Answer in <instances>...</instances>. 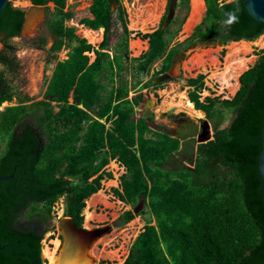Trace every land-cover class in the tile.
<instances>
[{"label":"trees","instance_id":"16d2710c","mask_svg":"<svg viewBox=\"0 0 264 264\" xmlns=\"http://www.w3.org/2000/svg\"><path fill=\"white\" fill-rule=\"evenodd\" d=\"M12 1L0 16V38L5 43L0 52V177L14 176L0 189V264H42L41 242L43 234L54 229L50 224L56 202L64 198L66 215L82 227L86 200L103 190L106 178H113L106 170L112 161L127 170L113 195L133 209L144 200L140 215L150 216L124 264H264V181L258 169L263 150L264 50L238 78L232 100L219 103L234 113L228 127L215 126L214 139L198 147L194 168L167 170L164 166L180 152V141L150 129L144 119H134L144 96L128 101L126 82L119 87L132 34L121 1L112 12L108 0H93L89 11L94 18L80 21L90 30L105 29L104 40L95 49L76 34V28L65 25L73 18L72 12L64 11L66 0H27L33 6H54L47 22L54 40L48 64L65 42L75 44L67 60L56 62L43 101L30 105L28 98L15 94L6 74L18 70L11 40L21 36L25 15ZM178 1L176 17L166 29L168 8L157 30L136 35L148 42V50L135 59L140 72H148L162 58L160 74L168 72L173 58L185 49L179 45L170 50L191 12V0ZM204 1L205 17L186 40L187 46L207 39L225 44L264 35V24L250 17L243 0ZM115 19L123 32L111 59L105 51ZM46 43L39 38L34 47L43 49ZM92 52L97 58L89 64L87 53ZM204 79L199 75L188 80L194 89L189 99L196 111L212 120L219 114L218 100L201 102ZM159 86L149 80L143 89ZM14 101L17 106L1 110ZM135 218L132 210L127 211L118 224Z\"/></svg>","mask_w":264,"mask_h":264},{"label":"rangeland","instance_id":"374dc122","mask_svg":"<svg viewBox=\"0 0 264 264\" xmlns=\"http://www.w3.org/2000/svg\"><path fill=\"white\" fill-rule=\"evenodd\" d=\"M120 1L122 3V6H124L127 11L129 22L132 18H137V16L141 14L140 12L143 11L145 5L144 0ZM168 1L169 0H166V3H168ZM220 1L228 2L230 0ZM12 4L15 8L26 9L27 7L26 4H23V0H14L12 1ZM90 4L91 0H66L67 8L65 9L66 11H64L73 13V18L66 21V26L76 28V33L80 38L85 39L87 43H90L92 46L97 47L103 40L104 29L99 32L90 31L85 26L80 24V21L83 18L90 17ZM191 6V14L187 23L190 21L192 15L195 12V0H191ZM51 8L52 6L50 5V9ZM184 16L185 13L179 14L180 19H182ZM186 25L184 26V29ZM89 31L95 33L93 35H90ZM130 31H132L133 33L138 31L143 32L137 29H130ZM193 32L190 34H186L185 30L182 29V32L179 33V35L170 45V50L178 47L179 45H183V47L185 46V48L188 47L186 40L193 34ZM121 35V23L116 21L110 35V48L108 52L111 55L114 54V49ZM134 36L135 34L132 35V38ZM39 38L46 39L47 43L43 49H37L34 47ZM255 42H249V44H251V52H249V54L245 56V59H247L248 62L244 67V69H247H243L241 74H243L257 62L259 58L258 53L264 50V47H257L255 45ZM11 44L16 48L15 56L18 62V70L15 74H6L8 80L11 82V86L13 87L15 94L19 98H28L30 102H28L26 105L43 101V96L46 91V85L54 68L55 62L65 60L68 53L71 52L75 44H68L65 42L64 47L56 53L55 59L51 61V64H48V60L52 58V54L49 51L53 47L54 41L46 27V23L40 25L37 30L31 29L29 31H26L24 34H21L20 37L13 38L11 40ZM230 44L231 43H225L223 46H210L207 48H198L196 50L189 51L186 59L182 63V67L178 69V77L172 78L167 82L162 83V85L157 88H149L148 90L144 91V102L150 101L153 104L150 110H152L154 114V121L156 125L169 124V121L160 120V117L163 114H169L170 110L172 109L179 108V110H177V112L175 113L176 115L181 114L184 111L186 112V103L190 101L188 92L194 91V89L188 87V80L197 78L199 75H204L205 89L202 91L200 96L201 102H205V100L208 98L211 100H218L215 111L219 112V114L217 115V118L210 120V123L212 124V126H214V124L219 121V129L228 127L231 120L234 118V113L230 110L223 109L219 105V103L232 100L239 89L238 78L241 75L240 74L237 78V91H235V93H233L234 89L232 91V86L235 87L234 80L230 81L229 83L231 88L225 89L226 87L223 88L221 86L222 80L219 76V73L221 72V69L223 67L222 65L224 64V59L226 58L228 53L227 47ZM4 47L5 43L0 38V52L4 49ZM204 53L209 54V56H206L204 58V60L207 61L205 67H202L198 72H194L195 70L192 60L196 55ZM221 53H223L222 57L220 55ZM90 56L91 59H94L92 58V54H90ZM211 57L218 61V65L216 67L210 65L209 58ZM162 61L163 60L160 59L153 64L151 68L152 70L150 72L153 76L156 73H160ZM1 68L4 69V67ZM217 76H219V78ZM137 79V77L133 78L132 83H134V81ZM136 93L137 91H133L131 92L130 96L136 95ZM181 98L183 99V102H180ZM15 106H17L16 101H14L12 104H4L1 110H5L8 107ZM140 115L141 113H139L138 117H140ZM187 115L192 119H204L203 116H190L188 113ZM157 129L163 131L162 127H158ZM182 145L183 150L173 155L166 166H164V169L177 170L183 167H195L197 159V151L195 150L196 147L198 148V145L194 140L187 141ZM106 170L107 172L113 173L114 180L110 182H104L102 184L103 190L96 196H92L86 200L85 208L82 211V227L86 229L106 228L107 231L106 236H104L98 243H95L93 248L91 249V255L93 256V259L95 261L94 264H124L130 254V249L133 243L135 242L137 237L144 231L145 222L150 218V216L148 212L140 215L141 212L145 210V203H143V201H140V205L138 206L139 212L138 214H135L136 218L126 225L120 226L118 224V220L125 212L130 210L134 211V209L131 205L122 203L117 197H114L112 193V190L118 189L120 187L119 181L120 177L123 175L122 171L113 168V164H109L106 167ZM102 193L103 197H98ZM91 200L93 201V203L90 206L89 202ZM63 203L64 198H60L54 206V216L50 224L54 227V229L43 234V239L41 242L42 264H48V261L49 264H51L52 257L55 256L58 252L60 239L56 233V225L58 223V217H60L61 214ZM20 222L25 223L23 218H21ZM153 224L154 222L152 223V225ZM44 229L45 226H42L41 230L43 231ZM43 250L46 251L43 252Z\"/></svg>","mask_w":264,"mask_h":264},{"label":"water","instance_id":"95a60500","mask_svg":"<svg viewBox=\"0 0 264 264\" xmlns=\"http://www.w3.org/2000/svg\"><path fill=\"white\" fill-rule=\"evenodd\" d=\"M108 1L112 11H116L118 9V1ZM235 1L237 0H230L228 2ZM10 2L11 0H0V16L2 15L3 11L7 8ZM24 2L27 6L26 9L18 8L19 10L25 13L22 33H25L26 31H29L34 28L36 23L42 24L46 20L45 6H33L31 2L27 0H24ZM178 2V0L168 1V16L166 22H164L163 29H166L176 17ZM243 5L247 13L254 21L264 24V0H243ZM256 40L257 39H247L245 40V42H255ZM226 43H233V41L228 40ZM223 45L224 44L221 40L215 39L197 41L191 44L187 49L179 52L173 58L171 69L168 72L163 73L159 75L156 79H154L152 81L153 85H162V83L167 82L172 78L178 77V69L182 67V63L186 59L189 51L196 50L198 48H207L210 46ZM152 106L153 105H151L150 101L145 104L144 111L141 114L142 119H154V114L150 110ZM176 112L177 109L170 110L169 113L174 115L172 119H178V115L175 114ZM196 112L201 114L199 111ZM183 113L185 119L181 121L180 124L174 126L170 134L173 138L179 140L180 142H186L193 139H197L199 144H207L213 140L209 121L205 120L203 123H200L198 119L190 118L185 111ZM258 169L259 174H261L264 181V130L263 150L261 156H259L258 158ZM13 178L14 176L0 177V189L3 182L11 181L13 180ZM133 212L134 214H138V207L135 208ZM56 233L59 236L60 244L57 254L51 259V264H94L95 261L93 259V256L91 255V249L93 248L95 243H98L104 236H106L107 231L106 228L86 229L84 227H79L74 221V219L66 215V207L63 203L61 214L60 217H58V223L56 225Z\"/></svg>","mask_w":264,"mask_h":264},{"label":"crops","instance_id":"0c3cea01","mask_svg":"<svg viewBox=\"0 0 264 264\" xmlns=\"http://www.w3.org/2000/svg\"><path fill=\"white\" fill-rule=\"evenodd\" d=\"M118 1V0H117ZM203 1V3H204V6L201 8V10H199L198 8H196V2H197V0H195V12H194V14L192 15V18L190 19V21L187 23V21H188V19H189V17H190V14H191V12H190V14H189V17H188V19H187V21H186V23H187V25H186V23L183 25V27H182V29L183 30H185V33L187 34V29L188 28H190V30H192V32H193V30H194V28H196V26L200 23H202V21H203V17H205V13H206V5H205V1L204 0H202ZM23 2H24V0H23ZM226 2V1H225ZM91 3H93V0H91ZM144 9H143V11H141L140 13L141 14H139L138 16H137V18H132L131 19V21L129 22V20H128V14H126L127 15V27H128V30H129V32H131L132 34H131V37H130V41H129V55H128V59H125V60H123V67L125 68V70L124 71H122V72H120V74L124 77H120V75H119V79H121V81L119 82V87H120V85H121V82L122 81H124V82H126L125 83V85H126V88L128 89V91H129V97H128V101H133L134 99H136L138 96H140V95H143V93H144V91L145 90H148L149 88H152V87H149L148 89H143V87L145 86V83L146 82H148L149 80H154V79H156L159 75H161L160 73H158L157 74V76L154 74V76L150 73L151 72V68H152V66L150 67V69H149V71L148 72H146V73H144V72H140L139 70H138V68H139V62H137V61H135V59H138V58H140L141 57V55H143L147 50H148V42H147V40H142L141 38H139V37H136V35L138 34V33H141V34H149V33H152L153 31H155V30H157L158 28H159V26H160V23H161V19H162V17H163V15L164 14H166V11H167V8H168V3H166V0H156V1H154L152 4H151V14H153L154 12H155V10H160V16H159V21L157 22V24L156 25H152V21L149 23V22H147V25L145 26V30H143V32H140V31H138V32H135V33H133L132 31H130V29H132L131 28V25H132V23L133 22H144L145 20H148L149 18H150V14L149 13H147V12H149V8H148V6H149V4H148V0H144ZM50 5L52 6V8L50 9ZM147 5V6H146ZM90 6H91V4H90ZM47 8H48V10H47ZM67 8V6L65 7V9ZM90 8V7H89ZM118 8H119V5H118ZM123 8L125 9V7L123 6ZM146 8V9H145ZM148 8V9H147ZM161 8V9H160ZM45 9H46V20H45V22L44 23H42V24H38V23H36V25H35V27L34 28H32V29H35V30H37L38 28H39V26L40 25H43V24H45L46 23V27H47V22L49 21V18H51L52 17V15H51V13L53 12V10H54V6H53V4H48L47 6H45ZM50 9V10H49ZM191 9H192V6H191ZM112 10V9H111ZM148 10V11H147ZM66 11V10H65ZM117 11V10H116ZM125 11H126V9H125ZM163 11V12H162ZM113 12V11H112ZM115 12V11H114ZM197 12H199V13H202V16H201V19L195 24V26H193V27H191V22H194L196 19H195V16H196V14H197ZM89 13H90V11H89ZM126 13H127V11H126ZM94 18V16L93 15H91V13H90V17L89 18H83V19H93ZM203 18V19H202ZM202 20V21H201ZM65 25H66V22H65ZM82 25V24H81ZM186 25V27H185V29H184V26ZM84 26V25H83ZM121 27H122V25H121ZM87 28V27H86ZM88 29V28H87ZM102 29H104V28H101V29H99L98 30V32L99 31H101ZM138 30H141V29H139V28H137ZM88 30H90V29H88ZM90 31H94V30H90ZM142 31V30H141ZM96 32V31H95ZM122 32H123V30H122ZM181 32H182V30H181ZM180 32V33H181ZM191 32V33H192ZM21 34H24V33H22L21 32ZM77 34V33H76ZM104 34H105V29H104ZM133 34H135V36L132 38V35ZM100 35V34H99ZM79 36V35H78ZM191 36H189V38H190ZM53 39V38H52ZM103 40H104V36H103ZM103 40H102V42H103ZM119 40H120V38H119ZM119 40H118V43H119ZM54 41V40H53ZM134 41H141L142 43H143V46H142V51L140 52V53H138L137 54V52H135L134 50H133V48H132V42H134ZM87 42V41H86ZM101 42V43H102ZM100 43V44H101ZM117 43V44H118ZM87 44H90V43H87ZM100 44H99V46H100ZM91 45V44H90ZM92 46V45H91ZM99 46H92V47H95V49H98L99 48ZM110 48V47H109ZM116 49H118V46L116 45V47H115V49H114V54L113 55H111L109 52H108V50L107 51H105L106 53H109L110 54V56H111V59H113L114 58V55H115V50ZM90 54H92V58H94V59H91V56H90ZM90 54H88L87 53V56L89 57V64H91V63H94L95 62V60H96V54L94 53V52H92V53H90ZM206 57V56H205ZM68 59V55H67V58L65 59V60H67ZM65 60H63V61H65ZM162 60H163V58H162ZM57 62H59V61H57ZM162 63H163V61H162ZM55 64H56V62H55ZM55 64H54V66H55ZM162 66V65H161ZM54 69V68H53ZM161 69V68H160ZM53 71V70H52ZM115 72H116V74H117V68H116V65H115ZM51 74H52V72H51ZM51 76V75H50ZM156 76V77H155ZM138 78L137 80H135L134 81V83H132V79L133 78ZM154 77V78H153ZM50 79V78H49ZM49 81V80H48ZM101 81H102V83H103V85H108V83H109V81L105 78V76L103 75L102 76V78H101ZM116 81L118 82V78H116ZM152 85H153V83H152ZM154 86V85H153ZM107 90L108 91H111V87H107ZM133 91H137V93H136V95H132V96H130V94H131V92H133ZM144 96V95H143ZM132 97V98H131ZM145 100V99H144ZM144 100H143V102H141V105H140V107L139 108H137L136 109V115H135V118L134 119H142V117H141V115H140V117H138L139 116V113H141L142 114V112L144 111V108H145V104L148 102V101H145L144 102ZM72 102V101H71ZM152 103V102H151ZM144 104V105H143ZM153 105V104H152ZM139 109H140V111H139ZM152 111V110H151ZM194 111H195V109H194ZM196 112V111H195ZM153 113V112H152ZM161 118V117H160ZM151 120H153L154 121V119H149V120H146L147 122V125H148V127L150 128V129H152V130H154V127L152 126V124H151ZM149 123H150V125H149ZM154 124H155V121H154ZM111 126V124H108V127H110ZM168 134V133H167ZM170 135V134H169ZM171 136V135H170ZM172 137V136H171ZM175 139V138H174ZM187 142V141H186ZM181 143V146H180V151L181 150H183V143H185V142H180ZM198 150V148L196 147V150L195 151H197ZM175 155V154H174ZM110 164H115L116 166H117V169H119V170H121L122 171V174L124 175V174H126L127 173V170H126V168L125 167H123V166H121L117 161H112ZM109 173H111V172H109ZM113 174V173H112ZM122 175V176H123ZM121 176V177H122ZM121 177H120V180H121ZM114 180V176H113V178H112V180H107V178H106V180L104 181V182H110V181H113ZM103 182V183H104ZM120 182V187L118 188V189H120L121 188V181H119ZM102 183V184H103ZM118 189H114V190H118ZM113 191V190H112ZM100 193V192H99ZM98 193V194H99ZM94 196H96V195H94ZM114 196V195H113ZM115 197V196H114ZM142 201H144V200H142ZM91 202V204L93 203V201L91 200L90 201ZM145 202V201H144ZM143 202V203H144ZM90 204V205H91Z\"/></svg>","mask_w":264,"mask_h":264},{"label":"bare ground","instance_id":"6f19581e","mask_svg":"<svg viewBox=\"0 0 264 264\" xmlns=\"http://www.w3.org/2000/svg\"><path fill=\"white\" fill-rule=\"evenodd\" d=\"M156 1V0H148V8H149V13L150 14V18L148 20H145L144 22H133L131 25L132 29H141L142 31L145 30V26L147 25V22H151L152 21V25H156L157 22L159 21V16H160V10H155V12L153 14H151V4ZM23 4L25 5L26 3L23 2ZM153 5V4H152ZM147 6V5H146ZM204 6V3L202 0H197L196 2V8H198L199 10H201V8ZM147 8V9H148ZM146 9V8H145ZM161 9V8H160ZM148 11V10H147ZM163 12V11H162ZM202 13L197 12L196 16H195V21L191 22V27L195 26V24L201 19ZM133 20V19H132ZM138 30V29H137ZM192 32V30H190V28L187 29V34H190ZM95 32H90V35H93ZM255 45L257 47H264V35L257 39L255 42ZM142 46L143 43L141 41H134L132 42V48L135 52L140 53L142 51ZM250 47L251 44H249V42H245V41H240V42H233L231 43L227 49H228V53L226 58L224 59V64L222 65V69L221 72L219 73V76L222 80L221 82V86L225 89L227 88H231L229 83L230 81H235V87L232 86V91L234 89V92L237 91V78L238 76L242 73L246 63L248 62L247 59H245V56H247L249 54L250 51ZM207 52V51H206ZM213 53V52H212ZM205 56H209V54L204 53V54H200V55H196L194 57L193 61V65H194V72H198L200 71V69L202 67H205V64L207 61L204 60ZM209 63L211 66H217L218 65V61L214 58H209ZM208 67V65H207ZM247 69V68H246ZM244 69V70H246ZM190 70V69H189ZM198 74V73H196ZM219 76H217L219 78ZM183 96V95H182ZM184 99V97H183ZM183 99L181 98L180 102H183ZM152 105V103H151ZM179 105V104H178ZM186 112L190 115V116H203L202 114H199L198 112L194 111V106L188 101L186 103ZM177 110H179V108H177ZM113 168L117 169V166L114 164ZM98 197H103V193L98 196ZM91 204V202H89V205ZM91 206V205H90ZM46 250H43V252H45ZM92 254V252H91ZM51 259V258H50Z\"/></svg>","mask_w":264,"mask_h":264},{"label":"flooded vegetation","instance_id":"af4514ba","mask_svg":"<svg viewBox=\"0 0 264 264\" xmlns=\"http://www.w3.org/2000/svg\"><path fill=\"white\" fill-rule=\"evenodd\" d=\"M189 47V46H188ZM187 47V48H188ZM187 48H185V49H187ZM184 49V50H185ZM183 50V51H184ZM192 89V88H191ZM192 92V91H191ZM191 92H188V95H190V93ZM189 97V96H188ZM200 112V111H199ZM202 115H203V117H204V119H198L199 121H200V123H203L205 120H207V121H209L210 122V120L207 118V116H206V114L205 113H203V112H200ZM174 115L173 114H163L162 116H161V118H160V120H167V121H169L170 123L169 124H166V125H164V124H160V125H156V124H154V121L153 120H151V124H152V126L154 127V129H157L158 127H162V129H163V132L164 133H168V134H171V132H172V130H173V127L174 126H176V125H178V124H180V122L181 121H183L184 119H185V117H184V113H181V114H178V119H172V117H173ZM217 125H219V123H215L214 124V126H212V124L210 123V127H211V132H212V137H213V139H214V133H215V130H214V128H215V126H217ZM158 130V129H157ZM160 131H162V130H160ZM195 142H196V144L198 145V147L200 146V145H202V144H199L198 143V141H197V139H193ZM198 151V150H197Z\"/></svg>","mask_w":264,"mask_h":264},{"label":"clouds","instance_id":"9594fccd","mask_svg":"<svg viewBox=\"0 0 264 264\" xmlns=\"http://www.w3.org/2000/svg\"><path fill=\"white\" fill-rule=\"evenodd\" d=\"M235 19V17H232L229 19L228 23H232V21Z\"/></svg>","mask_w":264,"mask_h":264}]
</instances>
